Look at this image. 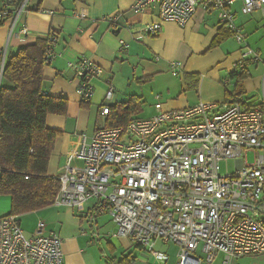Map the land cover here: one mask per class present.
<instances>
[{
	"label": "built area",
	"instance_id": "1",
	"mask_svg": "<svg viewBox=\"0 0 264 264\" xmlns=\"http://www.w3.org/2000/svg\"><path fill=\"white\" fill-rule=\"evenodd\" d=\"M25 3L15 10L11 28ZM237 3L242 15L264 13V0H137L133 10L156 13L158 21L146 27L149 35L161 31L164 23L185 27L199 9L215 12L237 44H244L230 12ZM21 33H26L24 27ZM56 45L51 39L46 64L54 58ZM259 58L247 48L233 71ZM71 67L79 79L77 96L87 102L93 92L90 82L100 71L84 58ZM170 73L179 74L178 63ZM261 89L259 101L249 104L239 99L162 110L157 103L148 119L83 137L80 149L55 176L60 188L52 206L74 208L94 201L96 213L106 214L115 225L113 237L127 239L160 264H167L168 256L154 250L156 242L176 248L175 264H210L217 255L223 257L220 264H231L235 258L263 255L264 84ZM112 96L110 89L105 101ZM107 111L104 105L99 114L106 116ZM249 152L254 153L252 165L245 160ZM227 160L234 162V169L221 176L220 163ZM17 220L11 215L0 218V264H64L59 236L46 235L39 222L27 237Z\"/></svg>",
	"mask_w": 264,
	"mask_h": 264
},
{
	"label": "crops",
	"instance_id": "2",
	"mask_svg": "<svg viewBox=\"0 0 264 264\" xmlns=\"http://www.w3.org/2000/svg\"><path fill=\"white\" fill-rule=\"evenodd\" d=\"M1 1L0 11L3 8ZM136 1L25 0L23 12L18 14L14 27L11 28L12 19L0 27V78L2 66L13 48L31 45L37 38H46L52 32L57 35L54 58L44 64L42 91L48 96L66 99L68 105L64 117L50 116L46 122L48 129L61 132L54 140L50 154L47 167L50 176L55 177L62 171L68 156L80 149L83 137L88 140L103 128L106 118L99 113L104 105L109 107L137 98L140 112L130 118L133 120L153 116L157 103L162 104V110H181L199 102L223 104L226 92L231 96L237 94L230 76L234 72L233 64L247 48L257 51L260 58L256 62L249 59L244 62L250 77L242 82L241 95L247 91L252 93L264 84V71L262 77L256 75L259 65L264 69L262 11L242 15L240 3L233 5L230 11L233 24L244 35L245 43L236 47L229 45L227 40L218 48L207 51L216 31L222 27L215 12L205 13L199 9L185 27L164 23L161 31L149 35L146 27L158 21L157 15L155 12H136L133 10ZM113 18H117V22L111 23ZM23 27L25 34L21 33ZM82 58L91 61L100 71L90 82L93 92L87 102H81L77 96L75 89L79 79L71 67ZM174 63L179 64L176 76L170 73ZM194 83L196 89H191ZM110 89L113 96L105 101ZM71 165L80 166V163ZM89 202L92 204L86 217H93L96 205L94 201ZM10 205L8 196H0V218L9 213ZM51 207L19 216L17 221L22 233L27 231V237L32 236L41 222L46 224L44 233L51 234L47 232L52 228ZM31 215L35 217V223L27 229L22 228L24 222L21 219ZM108 221L112 223L109 218ZM112 225L114 228L110 233L101 229L105 242L99 241V247L93 245L94 239L86 240L84 232L59 233L64 264H117L127 255L136 259L133 264H160L150 253L136 248L127 239L113 237L116 227ZM154 250L168 256L167 264L176 262L174 246L156 242ZM172 254L173 259H170ZM222 259L217 255L210 264H220Z\"/></svg>",
	"mask_w": 264,
	"mask_h": 264
},
{
	"label": "trees",
	"instance_id": "3",
	"mask_svg": "<svg viewBox=\"0 0 264 264\" xmlns=\"http://www.w3.org/2000/svg\"><path fill=\"white\" fill-rule=\"evenodd\" d=\"M23 0H2L0 27L14 17V12ZM207 51L214 50L234 33L225 26L216 31ZM52 32L46 38H37L31 45L20 47L16 54L8 57L0 83V196H8L11 201L8 215L22 216L51 207L59 192L60 183L48 174L50 154L54 140L61 134L48 129L46 122L50 116L64 117L67 112L66 99L51 97L43 93L45 79L44 64ZM55 49V48H54ZM188 78V76H186ZM233 89L231 96L226 92L225 103H233L241 95L242 82L249 79L248 70L242 69L231 74ZM191 89H196L194 87ZM138 99L132 97L127 103L108 107L103 128L123 127L130 118L140 112ZM136 246V245H135ZM136 248H140L136 246ZM135 258L127 255L117 264H133Z\"/></svg>",
	"mask_w": 264,
	"mask_h": 264
},
{
	"label": "rangeland",
	"instance_id": "4",
	"mask_svg": "<svg viewBox=\"0 0 264 264\" xmlns=\"http://www.w3.org/2000/svg\"><path fill=\"white\" fill-rule=\"evenodd\" d=\"M229 45H235L237 47V42L235 41V38L233 36V39L231 38L230 41L228 40ZM262 65H259L257 68L258 71L256 72V75L262 77L264 69H262ZM253 73V72H252ZM251 81V80H250ZM247 91L245 94L243 93L240 95V99H242L246 103H256L259 101V99L262 97V89L261 86H259L258 89H255L254 92L250 93ZM258 155H263V151H257ZM254 153L249 152L246 155V162L249 165H252L254 163ZM234 169V162L231 160L222 161L220 163V175L224 176L226 172H232ZM90 204L92 202H87L85 204H82L81 206L74 207V208H65L62 207L61 209H58L57 207H51L50 210V222L52 223V228L48 229L47 232L51 234H55L59 236V233H81L84 232L86 234V240H89L91 242L92 239H94L93 245L96 247H99V241L100 243L104 244V237L103 233L104 231L101 229H104L105 232H112L114 226L112 223L108 221L107 215L99 214L97 215L96 212H93V217L87 216V210L90 208ZM104 215V216H102ZM32 217L29 216L27 218L21 219L24 224L22 228L27 229V227L33 225L35 222ZM110 219V218H109ZM46 225V224H45ZM103 231V232H102ZM25 231V235H27ZM61 236V235H60ZM88 242V243H89ZM90 244V243H89ZM170 259H173V254L170 256ZM219 258H217L218 260ZM231 264H264V254L263 255H256V256H246L242 258H235L231 262ZM172 264H175L172 263Z\"/></svg>",
	"mask_w": 264,
	"mask_h": 264
},
{
	"label": "water",
	"instance_id": "5",
	"mask_svg": "<svg viewBox=\"0 0 264 264\" xmlns=\"http://www.w3.org/2000/svg\"><path fill=\"white\" fill-rule=\"evenodd\" d=\"M17 50H18V48H13V49L11 50V52L9 53V54H10L9 57L14 56V55L16 54L15 52H17Z\"/></svg>",
	"mask_w": 264,
	"mask_h": 264
}]
</instances>
